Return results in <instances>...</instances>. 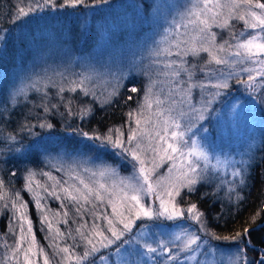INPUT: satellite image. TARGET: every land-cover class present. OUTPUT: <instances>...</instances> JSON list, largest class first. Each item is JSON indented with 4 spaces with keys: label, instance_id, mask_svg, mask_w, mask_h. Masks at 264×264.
<instances>
[{
    "label": "snow or ice",
    "instance_id": "1",
    "mask_svg": "<svg viewBox=\"0 0 264 264\" xmlns=\"http://www.w3.org/2000/svg\"><path fill=\"white\" fill-rule=\"evenodd\" d=\"M234 21L243 29L236 30ZM145 23L151 34L134 39ZM118 31L131 40L126 66L122 56L72 55L74 32L110 39ZM202 53L207 59L199 63ZM25 54L31 55L28 65ZM9 60L16 71L12 78L0 73V120L5 122L0 159L43 162L49 170L25 165L22 187L14 194L0 179V211L10 213L13 238L0 244V264H39V258L43 264H264V203L239 229L222 235L208 226L196 203L185 209L178 202L184 189L194 193L201 185H214L203 198L223 192L239 209L240 190L252 168L264 162V126L256 127L238 97L227 99L238 86L264 105V2L17 0L7 27L0 23V66ZM76 64L79 70L72 71ZM133 70L144 77L142 87L126 83L134 79ZM49 86L57 89L56 103ZM126 86L130 94L123 103L135 99L137 104L126 113L128 131L124 125L86 130L83 122L95 115L94 105L100 111L112 107ZM141 91L139 99L132 95ZM33 92L40 94L39 103L30 99ZM66 92H79L91 102L74 107L72 99H64ZM22 104L31 105L27 114L6 130ZM218 104L230 107L224 112ZM242 113L248 119L242 143L217 145L216 125L225 117L238 121ZM76 119L81 123L73 126ZM119 161L131 165L130 174H120ZM165 161L168 169L161 175ZM22 192L40 213L51 254L36 239ZM50 199L59 202L58 209L50 208ZM249 250L257 255L250 257Z\"/></svg>",
    "mask_w": 264,
    "mask_h": 264
},
{
    "label": "trees",
    "instance_id": "2",
    "mask_svg": "<svg viewBox=\"0 0 264 264\" xmlns=\"http://www.w3.org/2000/svg\"><path fill=\"white\" fill-rule=\"evenodd\" d=\"M17 0H0V23H3L5 27H7V21L10 19L11 13L14 10V6L16 5ZM148 10H145V15ZM131 13H130V20L129 23H131ZM145 27V24L143 25ZM142 27V29H143ZM139 28V27H138ZM141 29V28H139ZM141 29V30H142ZM140 30V31H141ZM94 32L85 34L81 36L78 32H74L72 35V39L70 42V45L74 47V49L77 52H82L87 50L93 43V36ZM31 59L30 54H25L24 60L25 64L29 62ZM191 62V61H190ZM202 60L199 63H201ZM16 69L13 67V64L11 60L6 62L4 65L0 66V73H3L4 76L8 78H12L13 74L15 73ZM138 86H141L140 84ZM50 93L51 102L56 103V91L57 89L54 87L49 86L48 89ZM128 89L125 87V89L122 90V94L117 99L116 103L112 106L107 108L104 111L97 110L95 112V115L92 116L89 120H85L83 122V126L86 130L95 127L98 128L100 131H105L108 127L111 126H121L124 125L123 131L126 133L128 131L127 125L125 124V121L127 120L126 113L129 111L130 108H136L137 104L135 102V99L130 102L129 104L125 105L123 103L124 98L129 95ZM136 99H139V97L142 96V91L137 94H132ZM30 99L36 103H39L40 94L38 93H30ZM64 99H72L75 105L78 104H86L91 102L90 97H84L79 92L77 93H70L66 92L64 94ZM31 105L24 106L23 104L18 107L12 118H11V124H5L6 130H11L16 126V124L24 118V115L27 114L28 109ZM61 111L64 109L61 108ZM59 125V117L54 118ZM5 123L4 121L0 120V124ZM81 123L78 119H76L73 122V126L76 124ZM133 126V124H132ZM259 155V153L257 154ZM111 160V159H109ZM25 165L29 167H33L37 170L43 169L48 170V166L45 165L43 162H24L20 163L13 160H8L5 162L4 160L0 159V179H3L5 181L6 186L8 187V190L11 193H15V191L20 190L23 184V171ZM13 170H16L18 172V175L16 177H11V172ZM262 170H264V162L259 163L257 166L253 167L251 170V174L248 176V182L247 186H245L242 189V196L244 197V200L239 206V209L235 208H227L225 206V202L222 201L219 197H213L209 195L207 198H203L201 193L198 194L201 190H197L196 193L190 194L192 198V202L196 203L201 211H203L209 221V227L214 229L216 232L224 235L232 232L233 230L239 229L245 221L254 214L257 209L261 206L262 203H264V173H262ZM37 179L43 180V177L38 176ZM204 193H211L210 191H203ZM202 192V193H203ZM23 198L25 201H29V208H28V214L33 222V228L35 230L36 239L39 242V244L51 254V249L48 248L49 241L45 238L43 239L42 233H41V222L38 220L37 217V211L33 203H31V197L28 193L22 192ZM215 199V204L213 203V200ZM49 206L51 209L55 210L59 208V202L55 200H49ZM9 212L7 211H0V223L2 222V219L6 217V215ZM217 214H220V218L216 219L215 217ZM60 227L63 229L65 228L64 225H60ZM73 227V225H72ZM46 228V227H45ZM44 228V229H45ZM3 230L0 228V233H2ZM255 243L257 245L260 244L259 234L255 237ZM82 251V249H81ZM248 255L250 257H255L257 254L251 250H249Z\"/></svg>",
    "mask_w": 264,
    "mask_h": 264
},
{
    "label": "rangeland",
    "instance_id": "3",
    "mask_svg": "<svg viewBox=\"0 0 264 264\" xmlns=\"http://www.w3.org/2000/svg\"><path fill=\"white\" fill-rule=\"evenodd\" d=\"M261 2H264V0H261ZM146 15H148V11L146 12ZM129 17H130V13H129ZM234 25H235L236 30L243 29V23L242 22L234 21ZM140 30L141 29L137 28V34L135 35L134 39L141 40L144 37L151 34V27L148 23H145V27H143V29L141 31ZM214 30L219 31V29H214ZM94 34L95 35L93 36L92 45L85 51L77 52L74 49V47L69 44V47H71L73 50L72 55L75 57H91L94 60L107 59L110 54L113 56L114 59L122 56L124 61H125V66H126L127 60L131 58V53L128 51V48L131 44V40L129 39V37L127 35H120L119 31H118L116 36H113L110 39L107 37L101 38L95 32H94ZM224 35L227 36V32H225ZM121 50H123V52H121ZM137 55H139V53H137ZM201 57L202 58H198V60L199 59H200V61L202 60L201 63H203V60L207 59V54L202 53ZM189 60L191 61V58H189ZM54 62L59 63L60 61L58 59L55 61H53V60L48 61V63H50V64L54 63ZM26 65H28V62L26 63ZM245 66L252 67V65H245ZM40 67H43V65H40ZM79 68H80V65L76 64L71 70L76 71V70H79ZM228 70H229L228 68H226V67L224 68V71H228ZM132 75H133L134 79H130L126 83H128V84L136 83L137 85L140 84L142 87L143 84L146 82L142 75L136 76L135 70H133ZM246 75L247 74H245V77H246ZM201 78H202V74H198L197 79H201ZM232 83L235 85V80H233ZM126 88H127V86H126ZM193 95H194L195 99L198 100L199 96H200V90L195 89L193 92ZM142 96H143V92H142ZM233 96H236L239 98V100L243 104V107L245 109H247L248 113L254 119L255 125L257 128L264 126V105H261L255 101L250 100V98H248L246 95L242 94V92L238 86H236L234 88V91L232 93H230V95H229V97H227V99L229 101H231ZM217 107L221 108L222 111L227 112L230 105L218 104ZM132 127H135L134 122H133ZM216 128H217V132H218V135L216 137V144L222 145L225 147L236 148L242 143L244 137L247 135L248 119H247V116L243 115V113L241 115V118L235 122L232 121L231 119L225 117V119L221 120L220 123L218 125H216ZM108 162L113 163V164L117 163V161L114 159H111ZM118 167H119V172L122 176L130 174L132 171L131 165L125 161H119ZM167 169H168V162L165 161L163 164H161V167H160V169H158V172H159V174L163 175L167 172ZM48 170H49V168H48ZM48 170H45V171H48ZM56 174L59 175L58 173H56ZM213 186H209V185L199 186L198 190H201V191L198 194H200V193L202 194L203 191H207V190L211 192ZM242 189L240 190L241 195H242ZM196 192H194V193H196ZM190 194H193V193H189L187 191V189H184L181 192V196L178 198V202H179L180 206H182L185 209L187 208V206L190 203H194V202H192L193 197ZM218 197L222 201L225 202V206L227 208H230V209L236 208L234 204L228 203L227 199L224 198L223 192H220ZM157 206H158V202H157ZM36 211H37V209H36ZM36 214H37L38 220L40 221V213L37 211ZM9 218H10V213H8L6 215V217L4 219H2V222L0 223V228H2V230H3V232L0 233V244H3L4 239H7L10 244L13 242V238L11 235V229L9 227ZM73 227H75V225H73ZM176 230H177L176 228L164 229V231H169V232L176 231ZM33 231L35 233L34 228H33ZM5 233H8V235L5 236ZM41 233H42V237L44 239L46 234H47V229L45 228L44 230H42V225H41ZM3 252H4V249L2 247H0V259H2ZM222 252L224 253L225 256H227V254L229 253V250L227 248H224V249H222ZM39 264H43L42 258H39Z\"/></svg>",
    "mask_w": 264,
    "mask_h": 264
}]
</instances>
